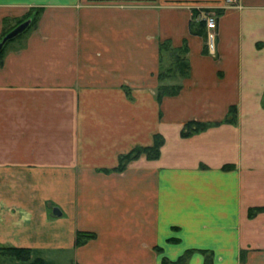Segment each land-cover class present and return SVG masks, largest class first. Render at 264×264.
Returning a JSON list of instances; mask_svg holds the SVG:
<instances>
[{"label": "crops", "instance_id": "obj_1", "mask_svg": "<svg viewBox=\"0 0 264 264\" xmlns=\"http://www.w3.org/2000/svg\"><path fill=\"white\" fill-rule=\"evenodd\" d=\"M205 7L213 53L189 31ZM38 8L0 64V246L44 264H161L187 249L211 253L187 264H241L243 249V264H264V211L247 215L264 206V0H0V34ZM167 39L186 40L189 75L158 102ZM191 119L219 123L181 137ZM154 133L158 158L103 171ZM77 231L95 235L76 246Z\"/></svg>", "mask_w": 264, "mask_h": 264}, {"label": "trees", "instance_id": "obj_2", "mask_svg": "<svg viewBox=\"0 0 264 264\" xmlns=\"http://www.w3.org/2000/svg\"><path fill=\"white\" fill-rule=\"evenodd\" d=\"M41 9H35L29 11V13L16 21L14 26H7V19L3 20V30L0 34V41L2 38L16 25L19 23L30 20V23L28 27L20 33L17 37L13 38L12 40H9L5 42L2 49L0 50V64H2V58L6 51L7 46L16 39H19L25 32H27L30 28H32L39 16ZM192 11V17L189 20V31L191 34H197L201 35L205 38L206 31H205V23L204 20H199L198 22H195V15L197 14V10L194 8ZM206 45V44H205ZM172 52V65L168 66L167 68L163 67L162 64V57L164 52ZM159 53H160V68L158 71V80L160 84L158 85L156 89V99L158 102H160L164 96H173L177 95L179 91L181 90L182 86L180 83H164L166 79H174V78H186L189 75V62L187 58L188 53V46L186 40H183V44L179 47H172L170 40H163L159 44ZM171 57V55H169ZM236 120V108L235 106H230L227 112V116L223 120L224 122L234 123ZM213 123V124H217ZM209 122H201V121H195L190 120L187 121L183 128L181 129V136L185 137L189 134L198 133L200 131L205 130L209 126L213 125ZM163 144V137L160 134L155 133L153 135V142L151 145L146 146H135L131 148L128 152L122 153L118 156V164L111 168V169H104L105 172L115 171L120 172L123 171L127 165V163L131 160H134L138 158L141 154H144L148 159H156L158 158L160 154V147ZM263 208L255 207L249 209V216L254 215V211H260ZM94 233L91 232H83V231H77L75 236V245L79 246L83 243H85L88 239L94 237ZM0 253L9 255L13 258H15L18 261L23 262L24 264H44V260L41 257L33 256L32 250L27 247H15V246H0ZM189 251H186L185 254H188ZM179 256L176 260L170 261L168 259L162 258L161 264H185L184 255ZM207 262V261H206Z\"/></svg>", "mask_w": 264, "mask_h": 264}, {"label": "rangeland", "instance_id": "obj_3", "mask_svg": "<svg viewBox=\"0 0 264 264\" xmlns=\"http://www.w3.org/2000/svg\"><path fill=\"white\" fill-rule=\"evenodd\" d=\"M199 11H201L202 13L204 12V13H207V12H210V11H212V9H210V8H207V7H205V8H199L198 9ZM12 43V42H11ZM10 43V44H11ZM9 44V45H10ZM8 47V46H7ZM7 49V48H6ZM169 55H171V57L169 56ZM172 58H173V56H172V52L171 51H168V52H164V54H163V57H162V64H163V67L164 68H167L168 66H170V65H172ZM169 81L168 82H171V80H173L174 82L173 83H175V82H178V78H174V79H168ZM168 82H166V83H168ZM178 83H181V82H178ZM156 101H157V99H156ZM226 116H227V114H226ZM225 116V117H226ZM225 119V118H224ZM191 120H195V119H191ZM187 121H190V120H187ZM187 121H185L184 123H183V125L187 122ZM195 121H198V120H195ZM201 122H206V121H201ZM209 123H216V122H209ZM219 123V122H218ZM218 123L217 124H213V125H211V126H215V125H218ZM183 125H182V127H181V129L183 128ZM210 127V126H209ZM181 129H180V132H181ZM204 131V130H203ZM201 132V131H200ZM199 133V132H198ZM155 134V133H154ZM153 134V135H154ZM157 134H159V133H157ZM194 134H196V133H193V134H189L188 136H185V137H189V136H191V135H194ZM161 135V134H160ZM162 136V135H161ZM180 136H181V133H180ZM163 137V136H162ZM181 137H183V136H181ZM153 142V141H152ZM163 142H164V138H163ZM163 145V144H162ZM161 145V146H162ZM161 148V147H160ZM226 167H229V166H225V168ZM255 207H260V208H263L262 210H260V211H257V210H255L254 212V215H252V216H249V209L250 208H255ZM261 211H264V206H251V207H249L248 208V213H247V215H248V218L249 219H252L254 216H256V214L258 213V212H261ZM250 232V231H249ZM173 241H175V239H173ZM186 251H189V253L188 254H185V252ZM195 251H199V252H202V253H204L205 254V260L207 261V263L208 262H210L211 260V253L210 252H207L208 250H201V249H187V250H185L184 251V253L183 254H185L184 255V260L186 261L185 262V264H187L188 263V259H189V257H190V255L193 253V252H195ZM182 254V255H183ZM246 256H247V250H245V249H243V250H241V252H240V256H239V259H240V263L241 264H243L244 263V261H245V258H246ZM162 259V258H161ZM165 259H167V258H165ZM169 260V259H168ZM170 261H172V260H170ZM174 261V260H173Z\"/></svg>", "mask_w": 264, "mask_h": 264}, {"label": "built area", "instance_id": "obj_4", "mask_svg": "<svg viewBox=\"0 0 264 264\" xmlns=\"http://www.w3.org/2000/svg\"><path fill=\"white\" fill-rule=\"evenodd\" d=\"M224 4L227 7H234L239 4V0H224ZM202 20L205 23V44L209 52H214L216 48V39H217V21L218 14L215 10L207 13H202Z\"/></svg>", "mask_w": 264, "mask_h": 264}, {"label": "water", "instance_id": "obj_5", "mask_svg": "<svg viewBox=\"0 0 264 264\" xmlns=\"http://www.w3.org/2000/svg\"><path fill=\"white\" fill-rule=\"evenodd\" d=\"M30 20H25L18 25H16L13 29H11L0 41V50L2 49L5 42L12 40L17 37L20 33H22L29 25Z\"/></svg>", "mask_w": 264, "mask_h": 264}]
</instances>
